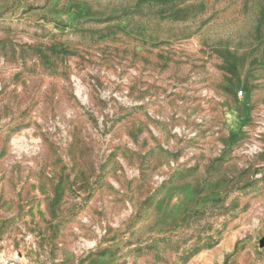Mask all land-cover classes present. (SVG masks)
<instances>
[{
    "label": "rangeland",
    "instance_id": "rangeland-1",
    "mask_svg": "<svg viewBox=\"0 0 264 264\" xmlns=\"http://www.w3.org/2000/svg\"><path fill=\"white\" fill-rule=\"evenodd\" d=\"M261 241L264 0H0V255L264 264Z\"/></svg>",
    "mask_w": 264,
    "mask_h": 264
},
{
    "label": "crops",
    "instance_id": "crops-1",
    "mask_svg": "<svg viewBox=\"0 0 264 264\" xmlns=\"http://www.w3.org/2000/svg\"><path fill=\"white\" fill-rule=\"evenodd\" d=\"M227 249H212L207 252V256L211 257L210 264H234V259L227 260L231 255ZM258 253L249 252V259L246 260L247 264H258L257 261ZM203 257V256H201Z\"/></svg>",
    "mask_w": 264,
    "mask_h": 264
},
{
    "label": "built area",
    "instance_id": "built-area-1",
    "mask_svg": "<svg viewBox=\"0 0 264 264\" xmlns=\"http://www.w3.org/2000/svg\"><path fill=\"white\" fill-rule=\"evenodd\" d=\"M0 264H18L17 257H6L3 255H0Z\"/></svg>",
    "mask_w": 264,
    "mask_h": 264
},
{
    "label": "water",
    "instance_id": "water-1",
    "mask_svg": "<svg viewBox=\"0 0 264 264\" xmlns=\"http://www.w3.org/2000/svg\"><path fill=\"white\" fill-rule=\"evenodd\" d=\"M263 245H264V242H263V241H261V242H260V246L262 247Z\"/></svg>",
    "mask_w": 264,
    "mask_h": 264
}]
</instances>
